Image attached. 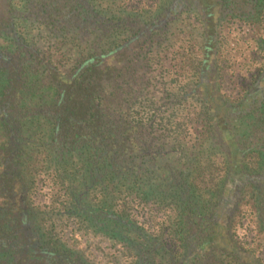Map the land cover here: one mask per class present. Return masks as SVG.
Segmentation results:
<instances>
[{"label":"trees","instance_id":"obj_1","mask_svg":"<svg viewBox=\"0 0 264 264\" xmlns=\"http://www.w3.org/2000/svg\"><path fill=\"white\" fill-rule=\"evenodd\" d=\"M0 264H264V0H0Z\"/></svg>","mask_w":264,"mask_h":264}]
</instances>
